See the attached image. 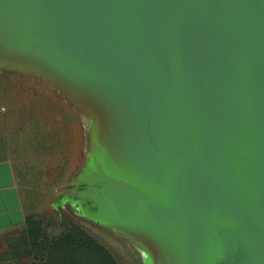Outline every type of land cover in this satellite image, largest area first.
Returning <instances> with one entry per match:
<instances>
[{"label":"water","instance_id":"1","mask_svg":"<svg viewBox=\"0 0 264 264\" xmlns=\"http://www.w3.org/2000/svg\"><path fill=\"white\" fill-rule=\"evenodd\" d=\"M0 68L100 119L58 192L91 220L152 264H264V0H0Z\"/></svg>","mask_w":264,"mask_h":264},{"label":"rangeland","instance_id":"2","mask_svg":"<svg viewBox=\"0 0 264 264\" xmlns=\"http://www.w3.org/2000/svg\"><path fill=\"white\" fill-rule=\"evenodd\" d=\"M99 129L97 115L94 118L52 83L0 68V158L13 162L26 211L43 219L50 233H58L54 223L62 217L87 224L101 238L118 232L93 225L72 197L58 195L90 169L95 157L90 136L96 139ZM148 255L143 264H152Z\"/></svg>","mask_w":264,"mask_h":264},{"label":"crops","instance_id":"3","mask_svg":"<svg viewBox=\"0 0 264 264\" xmlns=\"http://www.w3.org/2000/svg\"><path fill=\"white\" fill-rule=\"evenodd\" d=\"M29 217L30 214L25 208L23 192L13 162L8 158H0V264H41L35 260L33 255L24 256L26 252L30 254L33 250L30 245L31 240L16 236L26 230ZM90 223L95 225L93 220H90ZM79 224L91 233L93 240L97 241L118 264H143L144 259L149 256L147 247L131 236L112 232L114 233L113 237L101 238L95 236L92 227H88L87 224L82 222H79ZM54 227L58 232L62 228L61 226ZM59 239L55 235L45 239L46 244L43 250L46 252L45 256L47 258L51 252L56 250L52 245ZM26 243L28 247H25ZM86 249L87 251H83V253L78 252V249H72L70 252L74 253L76 257L84 255V252L91 257L95 256V243L93 248L88 247ZM37 250L40 249L37 248ZM50 259H45L44 263L53 264ZM59 262L60 264H85L84 261L73 263L70 260L65 261L61 258ZM91 263L94 264V262Z\"/></svg>","mask_w":264,"mask_h":264},{"label":"trees","instance_id":"4","mask_svg":"<svg viewBox=\"0 0 264 264\" xmlns=\"http://www.w3.org/2000/svg\"><path fill=\"white\" fill-rule=\"evenodd\" d=\"M54 226L62 227L57 234L50 233L46 229L43 219H37L34 216L27 219V228L21 237L31 240L30 245L33 250L29 251L30 254L26 252L25 257L33 255L35 260L41 264H45L44 260L48 258H51L50 261L52 260L53 264H60V258L65 261L70 260L73 263L84 261L85 264H92L91 262H94V264H118L97 241L93 240L91 233L81 226L78 221L62 217L59 221L55 220ZM54 235L60 239L53 243L52 246L56 250L51 252L47 258L45 256L46 252L43 250L46 244L45 239ZM94 243L95 256L91 257L84 252V255L76 257L74 253L70 252L72 249H78V252L83 253V251H87L86 248H93ZM25 247H28L27 243ZM37 248L40 250H37Z\"/></svg>","mask_w":264,"mask_h":264},{"label":"flooded vegetation","instance_id":"5","mask_svg":"<svg viewBox=\"0 0 264 264\" xmlns=\"http://www.w3.org/2000/svg\"><path fill=\"white\" fill-rule=\"evenodd\" d=\"M76 185L74 184L73 186H70L69 188H71V187H75ZM83 188H84V185L83 184H80L79 185V190L78 191H81V190H83ZM66 194V193H65ZM70 197H72V200L74 201V203L75 202H77V199H75L76 197H77V193H67ZM78 203V202H77ZM76 204V203H75ZM78 204H80V203H78ZM90 204H88V203H86V204H80V207L82 208V209H84V210H86L87 211V208H88V206H89ZM91 207V209H94L92 206H90Z\"/></svg>","mask_w":264,"mask_h":264}]
</instances>
